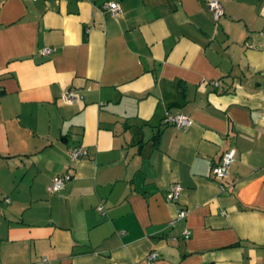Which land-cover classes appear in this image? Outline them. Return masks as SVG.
I'll list each match as a JSON object with an SVG mask.
<instances>
[{
	"label": "crops",
	"instance_id": "1",
	"mask_svg": "<svg viewBox=\"0 0 264 264\" xmlns=\"http://www.w3.org/2000/svg\"><path fill=\"white\" fill-rule=\"evenodd\" d=\"M209 1L0 0V264H264V0Z\"/></svg>",
	"mask_w": 264,
	"mask_h": 264
},
{
	"label": "built area",
	"instance_id": "2",
	"mask_svg": "<svg viewBox=\"0 0 264 264\" xmlns=\"http://www.w3.org/2000/svg\"><path fill=\"white\" fill-rule=\"evenodd\" d=\"M207 8L209 12L211 13L214 21H217V19L222 15L221 5L217 0H211L207 2ZM101 11L109 15L111 18L116 17L119 13L118 5L115 2L103 3L101 6ZM52 52H53V49L45 48L41 51V54L49 55ZM214 86H216V84H214ZM61 98L63 102H67V103L72 102L74 99L73 95L70 93L63 94ZM162 121H163V124L165 125H172L177 128H187L191 125V120L187 116L181 113L171 114V113L166 112L163 115ZM234 154H235L234 150L230 149L221 155L220 163L217 166L213 167L211 170L213 178L220 179L225 175L227 169L229 168V165L233 162ZM82 155H83V152L77 147L72 148L68 152V158L70 161H75L79 159ZM70 180H71V176L66 173L53 176L50 181L49 192L51 194L58 193L60 190L63 189L65 184H67ZM178 193H179V187L176 184L171 185L170 189L168 190L165 196L166 201H169V202L174 201L177 198ZM3 201L7 202L8 200L4 198ZM96 210L99 213L101 212L100 207H98ZM185 215H186L185 211L178 210L176 212L175 220H181L185 217ZM172 223L173 222H170V224ZM181 236L184 239H187L188 233L182 232ZM156 259H157V254L154 252H151L147 254L145 258V262L146 264H154ZM41 263H44V261L42 260Z\"/></svg>",
	"mask_w": 264,
	"mask_h": 264
},
{
	"label": "trees",
	"instance_id": "3",
	"mask_svg": "<svg viewBox=\"0 0 264 264\" xmlns=\"http://www.w3.org/2000/svg\"><path fill=\"white\" fill-rule=\"evenodd\" d=\"M155 137H157V136H155ZM155 137H153L152 139L155 140ZM153 142L155 143V141H153Z\"/></svg>",
	"mask_w": 264,
	"mask_h": 264
}]
</instances>
